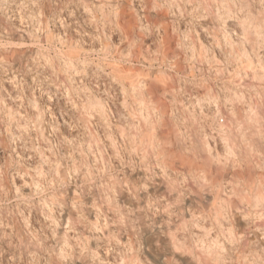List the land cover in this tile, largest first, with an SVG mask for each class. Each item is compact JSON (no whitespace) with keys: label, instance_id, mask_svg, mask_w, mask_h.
I'll return each mask as SVG.
<instances>
[{"label":"rangeland","instance_id":"obj_1","mask_svg":"<svg viewBox=\"0 0 264 264\" xmlns=\"http://www.w3.org/2000/svg\"><path fill=\"white\" fill-rule=\"evenodd\" d=\"M0 264H264V0H0Z\"/></svg>","mask_w":264,"mask_h":264},{"label":"bare ground","instance_id":"obj_2","mask_svg":"<svg viewBox=\"0 0 264 264\" xmlns=\"http://www.w3.org/2000/svg\"><path fill=\"white\" fill-rule=\"evenodd\" d=\"M247 223V222H246ZM238 235V234H237ZM68 247V246H67Z\"/></svg>","mask_w":264,"mask_h":264}]
</instances>
